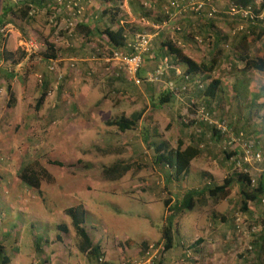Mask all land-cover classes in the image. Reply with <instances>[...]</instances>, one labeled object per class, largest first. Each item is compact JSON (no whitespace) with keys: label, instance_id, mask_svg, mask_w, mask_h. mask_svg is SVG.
Masks as SVG:
<instances>
[{"label":"rangeland","instance_id":"obj_1","mask_svg":"<svg viewBox=\"0 0 264 264\" xmlns=\"http://www.w3.org/2000/svg\"><path fill=\"white\" fill-rule=\"evenodd\" d=\"M77 1L83 6L84 15L86 6L83 4V1ZM89 1L88 8H93L94 6L97 10L96 4L98 0ZM137 1L139 3L138 8L142 6L143 9L146 10L143 12L144 14H147V11H156L155 5L157 4V0ZM169 1L170 7L166 5L164 11L167 12V10H169L170 12L167 13L169 15L168 18L179 22L178 20L181 19V15L183 16V10L186 11V9H177L180 4L178 0ZM193 1L205 3L203 8L204 11H207V4L212 5L218 2V0H192L190 2ZM259 2V0H255V8H257ZM188 7L190 8L191 5ZM214 8V12H216L217 7L214 6ZM170 9H172V11ZM97 11L100 12V8ZM190 12H192L195 18L197 17L195 11L191 10ZM207 12H209V10ZM88 16L89 18H93L96 15L89 14ZM236 16L237 15L229 14L228 19H230V25L232 26L234 24L232 27L227 25V28H224L221 25L218 29L220 33L218 37L224 35L227 39L224 38V40L216 44V40L214 41L212 35H198L192 38L191 46L182 49H185L188 54L187 56L197 63L210 60L214 54L219 51L222 52V57L217 60L218 67L213 74V78H220L221 84L217 98L211 101L213 102L211 107L212 111L214 115L217 116V114H215L216 102L219 103L220 107L222 106V108L219 106L217 107L218 113L220 112L222 114H225L227 111L226 108L232 104L233 108L229 110L231 119H229V121L225 119L222 120L226 123L234 136H236L235 134L242 133L243 141H246L247 145L252 146L254 152L259 151L264 155V146L262 145L264 141V74L254 73L252 76H247L246 73L242 72L243 64L240 65V62L235 60L236 53L233 51V40L240 37L242 30L236 32V34H234V32L238 30L240 26L249 25L248 20L244 21L245 19L240 17L239 19L241 20H238ZM259 17L262 18L261 26L264 27V12H262ZM105 19L108 20V17H105ZM95 21L96 20H93V22ZM61 23L62 24L59 23L60 25L58 28H63L64 21ZM97 24H99V22H97ZM179 24L180 23H176L175 25L172 24V30H174V32L177 30L174 28H181ZM183 25L184 24H182V26ZM209 32L211 33L212 31L209 30ZM247 32L250 31L247 30ZM256 32L253 33V35L247 33L250 35L248 39L250 45L248 48L251 56L261 57L264 55V34L256 38ZM177 46L179 47V45ZM98 50L107 54L109 49L104 45H100ZM98 53L94 54L97 58L99 57ZM104 62L107 63L106 61ZM115 65L117 66V64ZM94 70L95 69L90 70L91 72L86 74V76L91 79L92 84L96 86L99 83V78L98 73H96L97 71ZM125 78L130 82L129 77ZM227 80H230V82H227ZM231 83H234V85L232 86ZM136 86L137 85H135V87ZM137 87H142V85H138ZM94 90L97 94L94 93ZM105 90L104 88L97 89L93 87L90 104L102 103L104 99L102 96H104V94L107 96ZM200 92L201 91H196L192 86H189L186 93L190 94L191 98L189 97L186 104L181 105L185 112H181L182 115L180 117L183 121H187V123H185L186 128L190 129L193 123H197V125H193L192 129L188 131V133L191 134L190 138L193 136V139L196 138L197 135L203 136L202 126L206 127L205 124H198L199 121L193 120V116L190 117L192 113L189 107V100L193 99L196 101V96L199 95ZM183 93L185 92L180 94ZM231 98H233L234 101ZM85 99L87 100L86 97ZM109 99L111 102H114L116 98ZM83 101L84 100L81 98V102ZM223 101H225L224 105L222 104ZM239 102L241 103L240 105H238ZM249 102L250 106L248 105ZM197 103L201 104L202 102ZM99 110L106 114V116H104V119H106L108 116L106 110ZM109 113L114 114L116 112L113 111ZM242 114L246 118V121L244 118V122L242 121L241 124L232 126V121H235L233 117L239 118ZM90 116L91 114H89L88 120H92L93 126H90L88 121V123L86 122V124H84L83 119L85 118L77 114L76 111L74 121L64 119L61 121L60 125L53 123L56 120L51 121L48 127L39 125L34 127L32 131L24 132L22 135H17L16 137L14 134H12V137L7 134V140L0 141V246L2 247V256L11 260V262L9 261L5 264H103L108 262L105 261L103 253L101 255L102 257L100 256L102 261H98L96 258L88 259L78 251V238L72 229L70 219L64 214L65 209L75 207L78 204L84 207V227L90 239H93L96 244L99 243L102 245V243H106V245H112V247L108 248L107 254L108 258H112L116 263L132 264L129 262L139 260L143 255L142 249L138 248V250H136L135 246L133 247L135 250L133 253H130L131 249L126 248L127 251L125 252L120 248L135 244L133 242L139 243L142 239L146 238L150 241L147 242L148 244L160 241L162 228L165 224L164 217L168 215V213L166 214V207L163 202L169 198L170 190L172 192L174 190L171 188L172 185H164L162 190L157 191L158 193L154 192V190L146 191L141 188L144 187V182L148 184L152 180V174L149 175L147 168L159 166L161 164H157L158 162H156V159L151 157V152H149V155L147 154L148 149L145 145L143 146L145 154L142 153V155L136 156L129 153V150L125 149L122 143L124 140L123 136L118 132H112L117 130L116 128H109L106 126V124H104V119L101 117L102 115H98V113L94 118H90ZM76 117L79 119H76ZM93 121L95 122L93 123ZM51 125L52 128H50ZM209 126L207 128L213 130V128ZM234 127H236V129ZM106 131L109 132L107 135L104 134ZM174 134L168 132L167 137L169 136V139L174 140L175 144H177L178 137ZM153 137L154 141L161 140L158 138V135H154ZM226 139V137H220V143H218V149L220 150L219 154L222 156L224 152L236 150H231L224 145ZM173 146V148H175V145ZM201 146V149H203L202 151H204L205 144ZM108 148L126 150V153L123 152L119 154L110 152V154H107L102 152V150H107ZM255 148L257 150H254ZM34 162H37L40 166L45 168L51 175V181L47 182L46 180H42L38 190H33L25 186V184L18 179L19 171L23 167ZM118 162L129 164L132 170L122 177H117V173L104 170L106 167ZM202 163L203 162L198 161L194 162L191 172H200V170H202L200 169ZM231 163V173L235 174L236 172H232L235 171L234 163L232 161ZM162 167L165 172L171 173L174 178L177 176L175 159L168 160L166 164H162ZM260 167L261 170L264 169V162L259 165L252 164L251 167H249L251 173H253L251 175L253 178L259 176L256 174L261 172ZM207 168L210 171L204 170L207 172L201 176L197 175V177H195L194 174L191 176L187 174L175 178L177 179L176 186L178 185V187H174V189L177 190L176 192L178 193H173V195L178 197L180 191L184 189L183 186H187L188 184V186H192L190 183H195L194 187H198L199 185L202 186L204 183L215 185L214 183H222L224 177L228 176V173H225V171L218 173L220 169L212 167L210 164ZM135 170L143 171H141L142 173L139 175ZM159 176L160 175L157 174L154 176L156 180L155 184L157 186H162ZM232 188H236L235 183L232 185ZM234 196H236L235 193H231V198H234ZM148 200L151 202L150 204H147L146 201ZM252 208V214L260 216L257 222L251 221L250 218L245 219L241 215L243 218L244 230L238 232L236 229L232 231L233 234H230V236L233 237L230 241L238 240L237 242L241 243L238 250L237 248H235V250H232V248L229 249L227 247L229 241H223L222 238H219L210 244L211 247L217 250L215 251L216 253H214L215 255L211 257L212 261H208L207 256L202 258L203 261L201 260V264H212L213 258L223 260V262H219V264H264V245L262 247V254L257 258V251L253 249L254 245L252 243L253 236L256 235L255 237L257 238L262 229V222L260 221L264 220V206ZM234 211L235 213L238 212V207H235ZM195 212L196 208L185 218V223H182L181 220L178 222L179 218L175 215L176 219L173 218L172 220L175 241L178 239L177 235L180 237V233L181 239L185 240L184 232L186 229L192 233L190 221L195 216ZM207 218L208 217H206L205 221H208L209 224L212 223V221L209 222ZM251 218L254 219L255 216ZM58 225H65L67 229L66 233H59L57 229ZM209 227L211 228L212 225L210 224ZM176 229H179L178 233ZM245 232H247V234H244ZM57 235L61 236V241H56ZM188 244L189 242H187V245ZM221 247L224 252L223 250H219ZM247 247H251L252 252L248 251ZM181 248L184 251V261L181 262V264H192V250ZM227 250L229 252H227ZM221 252H223V254ZM216 254L219 255L217 256ZM1 258L2 257H0V261H2ZM22 258L23 263L19 260ZM188 260L191 261V263Z\"/></svg>","mask_w":264,"mask_h":264},{"label":"crops","instance_id":"obj_2","mask_svg":"<svg viewBox=\"0 0 264 264\" xmlns=\"http://www.w3.org/2000/svg\"><path fill=\"white\" fill-rule=\"evenodd\" d=\"M80 1H83L86 9L84 15L76 18L77 24L90 25L93 23V27L97 26L95 29H101L102 26L110 25L109 15L105 16L103 12V10L109 7V5H107L108 3L106 4L98 0L96 8L97 10L100 8L99 12L94 6L93 8L95 10L93 8H88L90 3L89 0ZM190 1L192 0H184V4L187 5L186 7H188ZM58 3V0H0V27L4 26L2 29L8 32L3 41L2 35L0 34V141L7 140V134L11 137L12 134H14L16 137L17 135H22L24 132L32 131L34 127L39 125L48 127L51 121L56 120L53 123H57L58 125H60L61 121L64 119L74 121L76 111L77 114L85 118L83 119L84 124L88 121L90 126H93V124L92 120H88L89 114H91L90 118H94L97 113L98 115H102V119L106 116V114L99 109L106 110L108 113L109 117L107 116L106 119H104V124L115 118L125 117L129 119L132 118L133 115L138 114L139 119L132 129L124 132H120L119 130L112 131L118 132L123 136L124 140L122 143L124 148L128 149L129 153L132 155L140 156L142 153L145 154L144 145L148 149L147 154L149 155V152H151V157L156 159L157 146L161 147L162 145L161 150L164 148L166 153H173L180 142L182 148H184L185 145L189 146L192 144L202 148L201 145L205 144V150L202 151L203 149H201V154L191 161L188 174H190V176L194 174L195 177H197V175H204V173L207 172L204 170H209L207 167H209L210 164L212 167L220 169L218 173L225 171L228 175H233L231 173L232 159H226L219 154L220 150L218 149V143H220V138L214 132L212 133L210 128L204 126H202L203 136L197 135L194 139L193 136L190 138L191 134H189L188 131L192 128L188 129L181 123V120H183L180 117L182 115L181 112H185L181 105L186 104L191 95L183 93L176 96L169 91L171 85H175L176 87L184 85L182 77L175 71L177 69L183 72L184 69L181 66L176 65L178 68L176 67L174 70L170 69L165 71L163 80L156 83H147V85L143 84L142 87H135L133 83L126 80L125 74L118 66L112 63L107 64L104 60L94 55L98 53L97 49L100 45H104L109 49L105 35H98L95 31L93 36L87 39L83 37L82 34L69 35L65 26L64 28H52L53 25L50 24V19L60 15L61 11H65L61 6L59 7ZM163 4L165 6L166 4L168 5L169 0H163ZM212 5L210 4L209 7L214 11V6H216V12L218 13H216L217 15L213 18L212 22L204 24V26L202 25L203 22H199L189 9L186 11L183 10V16L181 15V19L177 22L180 23V31L174 32V30H172V23L168 21L170 19L167 15H164V12L159 14L156 12L157 10L152 12L147 11L148 17L142 18L139 16L146 10L138 8L139 3L137 0H122V4L119 6L120 10L117 19L119 20V24L127 31L129 40L140 32H147L152 35V48H150V54L144 57L140 76L146 77L154 71L159 62L163 59V56L167 55V50L162 48L163 44L167 41H171L176 47L179 45L178 48H180L182 53L186 56L188 54L185 49L191 46V40L195 37V33L198 32L199 29H203V27L206 32L211 30L212 32H209V35H212L214 41H217L218 39L216 38L220 34L218 30L219 27L222 25V27L227 28L226 26L230 25V19H228L229 14L227 13L229 12L230 0H218L217 3H213ZM3 6L7 8V13L5 15L4 12H2ZM25 9H27V15L25 14ZM22 13L25 15H22ZM62 13H65L63 16H66V12ZM89 14H95L96 16L89 18ZM105 17H108V20L105 19ZM157 19L161 21L156 23L155 21ZM62 20L64 21V19ZM93 20H96L99 24H95ZM238 20L241 19L238 18ZM59 22L62 24V21ZM181 23L184 25L182 26ZM240 28H245V25L240 26L238 30ZM218 38L226 39V36L222 35V37ZM31 39L35 40L38 44H44L45 47L50 45L56 52L57 57L52 59L57 61V67L54 72L47 70V65L50 64L51 59H44L43 54L45 52L43 51V47L38 46L32 50L27 48L28 42ZM239 40L240 38L233 40L234 46L237 45ZM1 47H3V49H1ZM182 48L185 49L183 50ZM240 65H242V63H240ZM92 69H95L94 71L98 73L99 83L96 86H94L91 79L86 76ZM213 74L211 75L212 77H214ZM246 74L247 76H252L254 72H247ZM263 74L264 72L261 73V75ZM40 75L42 76V83L37 82V76ZM57 76L61 77L60 85L54 84ZM202 79H204V76ZM201 80L192 78L185 84L187 86H192L196 91H200L201 89L198 88V85L202 84ZM227 82H230V80H227ZM231 85L233 86L234 83H231ZM93 87L97 89H106L107 96H105V94L102 96L104 99L100 104H90ZM94 93L97 94L95 90ZM41 97H43V99L39 104L38 102ZM81 98L84 100L83 102H81ZM109 98L116 99L114 102H111ZM231 99L234 101L233 98ZM222 104L224 105L225 101H223ZM240 104L239 102L238 105ZM248 105L250 106V102ZM218 106L219 103L216 102L215 114H217V116L215 117H217L218 120L225 119L229 121V119H231L229 110L233 108L232 104L226 108L227 111L225 114L218 113ZM220 108H222V106ZM113 111L116 113H109ZM192 116L193 114L190 115V117ZM233 118L235 121H232V126L241 124L242 121L244 122L245 117L242 114L239 118ZM76 119L79 118L76 117ZM94 122L95 121H93V123ZM50 128H52V125ZM234 128L236 129V127ZM168 132L170 134L175 133L174 135L178 137L177 144H175L174 140L169 139V136L167 137ZM108 133V131L104 132L106 135ZM154 135H158V138L161 140L154 141ZM173 145H175V148H173ZM262 145L264 146V141ZM235 149L234 158L242 157V148L236 147ZM123 152L126 153V150ZM196 161L203 162L200 166L202 170H200V172L198 171V173H192L191 169ZM159 166L147 168L149 175L152 174V180L148 184L144 182V187L142 186L143 188L141 189L146 191L154 190V192L158 193L157 191L162 190L164 185H172L171 188L174 191L172 192L170 190V199H166L169 200L168 207H166V214L168 213V209L172 208L177 201H180L188 191H203L205 186L210 185L204 183L202 186L199 185L198 187H194L195 183H190L192 186H188L189 184L183 186L184 189L180 191L178 197L176 195L174 196L173 193H178L176 192L177 190L174 189V187H178V185L176 186L177 179H175L171 173L165 172L162 165ZM130 170H132V168L125 174L129 173ZM135 171L141 175V171L143 170ZM260 171L261 172L258 174L264 173V169L261 170V167ZM156 174L160 175L162 186H157L155 184L156 180L154 176ZM214 184L219 185L221 183ZM238 187L239 186L236 184V188H231L230 194L225 197L219 196L218 198L211 199L205 194L204 201L201 199L202 204L199 203L195 206V216L190 221L192 233L186 229L184 232L185 240L181 239V233L180 237L177 235L178 239L174 241L173 247L165 253L159 264H181V262L184 261V251L181 247H183V249L188 248L190 251L192 250L194 264H201V260L203 261L202 258L207 256L208 261H212L211 257L215 255L214 253H216L215 251L217 250L211 247L210 244L219 238H222L223 241H229L227 245L229 249L232 248V250H235V248H237L238 250L241 243H238V240L230 241L233 239L230 234H233L232 231L236 230L233 209H235L237 202L240 200ZM231 193H235L236 196L231 198ZM146 202L147 204L151 203L149 200ZM191 212H185L178 216V222L181 220L182 223H185V218L190 215ZM241 215L245 219L250 218L251 221L253 220L255 222H257V219L260 217L252 214L251 211ZM174 216L175 215H173V217ZM252 216H255V218H251ZM167 217L168 215L164 218L166 219ZM206 217H208L207 220L209 219V222L212 221V223H210L212 225L211 228L209 227L210 224L208 221H205ZM174 218L176 219V217ZM178 230L179 229H176L177 233ZM244 234H247V232ZM91 241L93 245L100 246V252L105 256V261H108L106 262L107 264H119V262L116 263L113 261L112 258H108L107 250L112 247V245L109 246L106 245V243H102V245L99 243L96 244L93 239ZM143 241L146 243L150 242L148 238L142 239L139 243L132 241L135 244H130L120 249L126 252V248H128L131 249L130 253H133L135 251L133 249L134 246L136 250H138V248L142 249ZM187 242H189L188 245ZM257 248L259 249V247ZM219 250L222 251L223 248L221 247ZM228 250L227 252H229ZM223 252L221 253L223 254ZM259 252L262 254V249H260ZM216 255L218 256L219 254ZM19 260L23 263V258ZM189 262L191 263V261ZM219 262H223V260L213 258L212 264H219Z\"/></svg>","mask_w":264,"mask_h":264},{"label":"trees","instance_id":"obj_3","mask_svg":"<svg viewBox=\"0 0 264 264\" xmlns=\"http://www.w3.org/2000/svg\"><path fill=\"white\" fill-rule=\"evenodd\" d=\"M99 1H103L104 3H106V4L108 3L107 5H109V7H107L105 10H103V12H104L105 16L109 15L110 25L109 26H102L101 29L100 28L95 29V27H97V26L93 27L92 26V25H94L93 23H91L90 25H82V24H77V22H76L75 26L73 27L72 34H74V35L75 34L76 35L82 34L83 37H86L88 39L89 37L93 36V33H95V31H96V33L98 35H105L106 42H107L109 49L114 50V51H123L126 54L132 53L128 47V44L133 42L135 35L131 40H129V35H128L127 31L125 30V28L123 26H121L119 24V20L117 19L118 13L120 10L119 6L122 4V0H99ZM178 1L180 3L179 4V6L181 7L180 9H186V10L189 9L190 10V8L186 7L187 5L184 4V0H178ZM259 1L260 2L258 4L257 8L254 7L255 6V0H230V3L233 5H236L238 8H241V9L250 8V10L253 11V15L257 17L262 12H264V0H259ZM63 2L65 3L66 0H63ZM58 4H59V7L63 5L61 3H58ZM168 6L170 7V1H169ZM155 7H156V10L158 11L159 14L164 12L165 16L166 15H167V17L169 16L167 13L170 11L169 10H167V12L164 11L165 5L163 4V0H157V6L155 5ZM182 7H185V8H182ZM140 8H143V7L140 6ZM28 10H30V9H28ZM170 10L172 11V9H170ZM211 10L212 9L209 7V12L204 11V10H200V11L196 12L197 13L196 19L199 22H203L202 25L207 24L209 22H212L213 18L218 13L217 14H216V12L211 13ZM26 11H27V9H25V14L27 13ZM2 12H4V15L7 13V8L5 6H3V8H2ZM62 12H65V11H61V14L57 15V17H55V19L53 21H52V18L50 19V24L53 25L52 28H54V29L57 28L60 25L59 21H63L62 19H64V26H66L65 22H67L66 20L68 19V16H67V13H66V16H63ZM25 14L22 13V15H25ZM100 16H101V14H100ZM141 17L146 18V17H148V15L143 13ZM236 17L239 18L240 16L237 15ZM159 21H161V20L157 19L155 22L158 23ZM168 21H170L172 24L177 23V20L174 21V20L170 19ZM248 21H249L248 26H245V28L239 29V30H242L240 37H238V38H240V40L237 42V45L233 46V51L237 55V56L235 55V58H236L235 60L243 64L242 72L247 73V72L253 71L254 73H260L261 74L262 72H264V55L261 57L251 56V54L249 52V48H248L250 45V42L248 39H249L250 35L251 34L253 35V33H255L256 31H257L256 32V34H257L256 38H258L260 35H263L264 34V27L261 26V20H258L257 18L254 20L249 19ZM94 23L97 24L96 21ZM64 26H63V28H64ZM2 27H4V26H1L0 29H2ZM174 29H177L176 31H180L179 28H174ZM239 30H236L234 32V34H236V32H238ZM247 30H249L250 32H247ZM140 33H137V34H140ZM247 33H250V35H248ZM195 34H196L195 37H197L198 35L209 36V32H206L204 30V27H203V29H199L198 32ZM216 39H218L215 42L216 44L219 41L224 40V38L219 39L218 37ZM2 41H3V37H2ZM151 44H152V42H151ZM150 48H152L151 45L149 47V52L142 56L143 62H144V57L146 55L150 54ZM162 48L167 50V55L163 56V59L164 58L168 59L169 65L171 67H173V69H171V70H174V68L177 67L176 65H179L184 69L183 72L181 73V77L184 81L183 86H185L187 84V82H189L188 80L186 81L184 79L186 76L189 77V79L198 78L199 80H201L202 77L204 76V79L201 80L204 87L202 90H200L201 92L199 93V95L196 96V101L202 102L200 105H203L206 108V110H208V112L213 115V118L216 119L217 117H215V115L212 111V108H211V106H212L211 101H213L215 98H217L218 92L220 91L221 80H220V78H213L211 75L213 73H215V70L218 67L217 60L220 57H222V52L219 51L218 53L214 54L213 57L210 58V60L201 61L200 63H197L194 60H192L191 58H189L188 56L184 55L182 53V50L180 48L176 47L175 44L172 43L171 41H167L165 44H163ZM43 51L45 52L43 54L44 59H51L52 60V59H55L57 57L56 52L53 50V48L50 45L49 46L47 45V47H45ZM141 70H142V68L139 69L138 74H137V78L142 81L140 85H143V84L147 85V83H149L146 81L147 76L150 75L153 71L150 74H148L146 77H141L140 76ZM161 80H163V77ZM174 87L177 88L178 90H181V88H182V86L176 87L175 85H174ZM171 90L172 89H170L169 91L172 92ZM172 94H173V92H172ZM169 96L171 97L170 93H169ZM190 98H191V96H190ZM42 99H43V97H41L39 99V102H38L39 104L42 102ZM196 101L194 100V103L197 105L198 103ZM190 111H191V113L194 112L192 110H190ZM138 119H139V115L136 114V115H133L132 118H129V119L125 118V117H120L117 119L115 118L113 120L107 121L105 124L108 127H115L120 132H124L126 130L132 129L136 125V122L138 121ZM219 121H223V120H219ZM181 122L183 123V126L186 127L185 122H183V120H181ZM198 124H202V122H199ZM203 124H205L206 127L209 126V124H207V123H203ZM187 125H189V124H187ZM193 125H197V123H193ZM193 125H191L190 128H192ZM263 125H264V123H263ZM211 127L213 128L212 133L214 132L219 138L223 137L221 135V133L216 130L215 127H213V126H211ZM235 135H237V134H235ZM244 142H246V141H244ZM161 147H162V145H161ZM161 147H159V146L156 147V149L158 148L157 153H156L157 154L156 162H158L157 164L162 165V164H166L168 160H174L175 159V165H176L175 168L177 170V176H175V178L187 175L191 161L194 160L195 158H197L201 154V148L199 146L189 145V146H185L184 148H182L181 142L176 147V149L174 150L173 153L172 152L166 153V151H164V148H163V150H161ZM256 148H257V145H256ZM256 148L254 150H257ZM251 150H253V147H251ZM102 152H105L107 154L108 153L110 154V152L121 154V153H123V150L122 149L116 150L114 148H108L107 150H105V149L102 150ZM257 153H261V152L257 151ZM223 156L226 159L233 158L234 157V151L224 152ZM235 159H237V158H235ZM246 167H247V165H245V167H243V168H246ZM130 168L131 167L129 164L124 163V162H118V163H115L109 167H106L104 170L117 173V177H122L123 175H125V173ZM248 172L242 171L238 174H236V173L233 175L230 174L227 177H225L223 179L222 183L219 185L215 184V185L205 186V188H204V190L206 189L205 191L204 190L203 191H199V190L198 191L197 190L188 191L186 194H184V196L182 197V199L180 201H177L172 206V208H169L167 211L168 217L165 219V224L163 225L162 233H161L162 236H161V239L159 241V242H163V244H164V251H165L164 253H166L168 250H170L173 247V244L175 241V235H174L175 232H174L173 223H172V220L175 216L173 217V215L180 216L182 213L193 211V209L195 208V206L197 204H199V203L202 204V200L204 201V197L206 195L211 199L218 198L219 196L225 197V196L230 194L232 185L234 183L237 184L239 186L238 187V194L240 196V200H239V202H237V204L235 206V207H238V212L235 213V211H234V219H235V216L237 214H240L239 216H241V214H243V213L246 214L248 211H251V209H253L252 207L257 208L259 206H264L263 204H261V197H264V174L263 173L256 174L259 176L254 178V180H255L254 184L255 185L252 187V178L253 177L250 176ZM18 179L23 184H25V186H27L33 190H38L40 188V185H41L40 182L42 180H46L47 182L51 181V175L46 171L45 168L40 166L37 162H34L28 166L23 167L19 171ZM163 203H164L165 207H168L169 200H164ZM64 214L70 219L72 229H73L76 237L78 238V244H77L78 251L81 254H83L85 257H87L88 259H93V258L95 259L96 258L99 261V259H101L100 256L102 255V253L100 252V246L99 245H93L87 231L85 230V227H84V225H85V210H84L83 205L78 204L75 207L65 209ZM260 222H262V227H261L262 229L260 228L261 230L259 233V237L257 236L258 238H256L255 237L256 235H254L253 236V242H252L254 245L253 249H255L257 251V258L260 257L259 250L262 249V247L264 245V236H263L264 235V233H263L264 232V220H262ZM57 229H58L59 233H66V231H67L65 225H58ZM260 236H262V237H260ZM61 240H62L61 236L57 235L56 241H61ZM147 247H148V243L143 242L142 243V254L145 253V251L147 250ZM257 247H259V249ZM248 251L252 252V248ZM0 257H2L1 258L2 261H0V264H5V263H8L10 261V259L2 256V247L1 246H0ZM163 257H164V255H163ZM162 259L163 258H161V260ZM161 260L156 264H159L161 262ZM103 264H106V263H103Z\"/></svg>","mask_w":264,"mask_h":264},{"label":"built area","instance_id":"obj_4","mask_svg":"<svg viewBox=\"0 0 264 264\" xmlns=\"http://www.w3.org/2000/svg\"><path fill=\"white\" fill-rule=\"evenodd\" d=\"M209 1V0H207ZM59 3L63 4L62 9L65 10L67 13L68 19L65 22V28L68 32V34H72L73 32V27L75 26L76 23V18H79L83 15V6L79 4L77 0H66L64 3L63 0H58ZM189 5H191L190 9L198 12L200 10H203L205 3H198V2H189ZM188 5V6H189ZM208 7L210 4H207ZM181 7L178 6L177 9H180ZM211 13H215L213 10H211ZM230 15H238L240 18H243L245 20H262L261 17L259 16H254L253 11L250 10V8L246 9H241L238 8L236 5L230 4L229 6V12ZM210 16V15H209ZM55 18H52V21ZM54 23V22H53ZM0 33L2 34L3 40L6 38V33H8L5 29H1ZM152 42V35L147 32H141L140 34H136L134 37V40L132 43L128 44L129 49L131 50L132 53L126 54L123 51H114V50H108V53L105 54L103 52H100L97 49L98 56L102 60L106 61L107 64H110V62H114L117 64L119 69L122 70V72L126 75V77H129L130 82H133L135 85H140L141 80L137 78V74L139 69L142 68L143 66V59L142 56L144 54H147L149 52V47ZM38 46L45 48L44 44H38L35 40H29L27 48L32 50L34 48H37ZM3 49V47H1ZM57 61L51 60L50 64L47 65V70L50 72H54L56 68ZM73 66V65H72ZM173 69L168 63V59L164 58L157 67L154 69V71L147 76L146 81L149 83H156L164 77L165 71ZM175 69V68H174ZM178 75L181 76V73L176 69L175 70ZM186 81H190L189 77L184 78ZM61 77L57 76L54 84H59L60 85ZM37 82L42 83V76H37ZM188 83V82H187ZM58 85V86H59ZM189 86L185 85L182 86L181 90H178L177 88L174 87V85H171L170 89L175 94L176 96H179L180 93L182 92H187ZM199 89H203V85L200 84L198 85ZM189 107L192 111H194L193 120L202 122V123H207L210 126H213L216 128L217 131L221 133L223 137H226L227 139L224 142V145L229 147L231 150H235L236 147L242 148L243 151V156L240 158L232 159V162L234 163V169L236 174L240 172H248L249 175L251 176L253 173H251V170L249 167H251L252 164H262L264 162V156L261 153L253 152L251 150L250 145H247L246 142L243 141V134L238 133L236 136H234L231 133V130L228 128L226 123L224 121H219L215 118H213V115L206 110V108L203 105L200 104H195L193 99L189 100ZM185 123L187 121L184 120ZM226 149V148H225ZM245 165H247L246 168ZM255 180L252 178V187L255 185L254 184ZM261 204L264 205V197H261ZM243 218L242 216L236 215L235 216V228L237 229L238 232L244 230L243 226ZM248 250H250V247H247ZM164 244L163 242H158V243H153V244H148L147 250L145 253L142 255V257L139 260H133L131 263L132 264H156L158 263L161 258L164 255ZM99 261H102V259H99Z\"/></svg>","mask_w":264,"mask_h":264},{"label":"clouds","instance_id":"obj_5","mask_svg":"<svg viewBox=\"0 0 264 264\" xmlns=\"http://www.w3.org/2000/svg\"><path fill=\"white\" fill-rule=\"evenodd\" d=\"M203 87H204V85H203Z\"/></svg>","mask_w":264,"mask_h":264}]
</instances>
